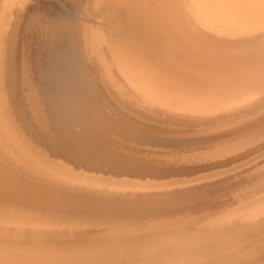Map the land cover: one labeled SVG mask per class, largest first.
Wrapping results in <instances>:
<instances>
[{
    "label": "bare ground",
    "instance_id": "bare-ground-1",
    "mask_svg": "<svg viewBox=\"0 0 264 264\" xmlns=\"http://www.w3.org/2000/svg\"><path fill=\"white\" fill-rule=\"evenodd\" d=\"M190 129L263 153L264 0H0V264H264V183L139 180Z\"/></svg>",
    "mask_w": 264,
    "mask_h": 264
},
{
    "label": "rangeland",
    "instance_id": "rangeland-1",
    "mask_svg": "<svg viewBox=\"0 0 264 264\" xmlns=\"http://www.w3.org/2000/svg\"><path fill=\"white\" fill-rule=\"evenodd\" d=\"M47 1H50V2H54V0H47ZM34 41V44H30L29 45V48H30V51H31V54H33V52L35 51V49L34 48H37V45L39 44L38 43V41L37 40H33ZM35 41H37L36 42V44H35ZM36 45V46H35ZM32 49V50H31ZM38 54L36 55V58H37V60H38V58L39 57H41L42 56V51H39V52H37ZM38 55H41V56H38ZM38 56V57H37ZM38 61H40V60H38ZM262 96V95H261ZM182 130H185V129H182ZM190 131H192V132H194V133H190ZM197 131H199L198 133H197ZM183 132H185L184 133V135H186V133H187V135L186 136H188V137H191L192 135V137H191V139H193L192 140V142H187L186 144L185 143H182V144H180V146H179V144H172V145H169V146H164V145H151L150 147L153 149V150H156V148H157V150L159 151V150H162L165 154H164V156L166 157V159H167V157H168V159H167V161L169 162V163H171V166H173V167H175V168H180V166L181 167H184V166H187V167H191V170L190 171H186V172H182V173H173V174H169L168 176H166V177H160V178H156V177H154V179H153V177H143V178H141L140 179V177H139V180L142 182V181H146L147 179L148 180H154V181H161V182H163V181H169V180H176L177 182H178V180H179V182H185V180L184 179H186V181H189V185L190 184H196V181L198 180V182L197 183H201L202 182V180L204 181V182H207V181H209L208 183H219V184H221V186H222V190H220V191H214L211 195H212V197L211 196H209V198L211 197V199H209V201H211L212 199V203L214 202V200L217 198L218 199V203H217V199L215 200L216 202H214V204L215 203H217V204H220V202H221V204H223V205H221L220 204V208L218 207H213V210H211L212 208L210 207V208H202L201 210H198V211H195L194 213H195V215H199L201 212V214H203V212H204V214L206 215V214H208V212L209 213H213V214H211L210 216H208L207 218L211 221V220H215V219H217L218 217H220V215H221V213L224 211V210H228L229 208L231 209V208H234V207H238V203L237 202H239L242 198V200L244 201V202H247V199L249 198V197H251V198H249L248 200H250V201H253V199H257V198H260V194H259V192H260V189L262 190V186H263V183H264V166H263V161H264V150H261L262 152V154H259L260 153V150H257L256 151V148L257 147H259V144L260 143H262V141L263 140H259V139H256V140H254V142L253 141H250V142H245V143H242L243 145H239V146H241V148L242 149H244V148H246V147H248L247 149H249V146H246L248 143H251L252 144V146H251V144H249L250 145V149L249 150H247L246 151V149H244V151L241 149V148H239V149H241V151H239V149H236L237 147H235V146H233V147H235V151L237 150V151H239V153L238 152H235V153H237L238 155H237V157H236V154H233L234 152L232 151L233 149H232V147H230L229 148V150H231V152H233L232 154L230 153V151H229V155H226L228 152H227V150L228 149H222V150H220V151H218V148H215V147H213V143H211V142H207L206 141V143H204L205 142V140H204V135H206V133L207 132H205L203 129H198V130H195L194 131V129H190V130H188V131H183ZM200 132H204V133H200ZM181 134H182V132H180ZM180 133H178L179 135H181ZM196 134H200L199 136L198 135H196ZM203 134V135H202ZM183 135V134H182ZM202 135V136H201ZM197 137V138H196ZM200 139H201V141H200ZM197 140V141H196ZM199 140V141H198ZM194 141L196 142L195 144H194ZM257 141H258V143L259 144H256L257 143ZM260 141V142H259ZM256 142V143H255ZM192 143V144H191ZM189 144V145H188ZM190 144H191V146H190ZM202 144V145H201ZM204 144H207V145H204ZM209 144H211V145H209ZM254 144V145H253ZM187 145V146H186ZM196 145V146H195ZM204 145V146H203ZM209 145V146H208ZM256 145V146H255ZM157 146V147H156ZM189 146H190V148H189ZM195 146V147H194ZM244 146V147H243ZM246 146V147H245ZM254 146V147H253ZM156 147V148H155ZM179 147V148H178ZM209 147V148H208ZM253 147V148H252ZM214 148V149H213ZM255 148V149H254ZM210 149V150H209ZM253 149V150H252ZM165 150V151H164ZM198 150V151H197ZM208 150V151H207ZM213 150V151H212ZM215 150V151H214ZM223 150H225V151H223ZM184 151V152H183ZM218 151V152H217ZM223 151V152H222ZM251 151V152H250ZM259 151V152H258ZM202 152V153H201ZM210 152V153H209ZM215 152V153H214ZM218 154H217V153ZM243 152V153H242ZM246 152H249V153H246ZM256 152H258L256 155L255 154H253V153H256ZM183 153H184V155H183ZM191 153V154H190ZM221 153V155L222 156H220V159H218L219 157V154ZM225 153V154H224ZM245 153V154H244ZM173 154H174V157H173ZM190 154V155H189ZM206 154V157L205 156H203V155H205ZM208 154V155H207ZM214 156H213V155ZM230 154H231V156H230ZM251 156H250V155ZM186 155V156H185ZM201 155H202V157H201ZM223 155H226V156H224L223 157ZM248 155V156H247ZM255 155V156H254ZM260 155V156H259ZM171 156V157H170ZM191 156H192V158H191ZM229 156V157H228ZM187 157H188V159H187ZM213 157V158H212ZM242 157V158H241ZM245 157V158H244ZM252 157H254V159H252ZM257 157V158H256ZM172 158V159H171ZM178 158V159H177ZM191 158V159H190ZM198 160H197V159ZM208 158V159H207ZM212 158V159H211ZM228 158V159H227ZM232 160H231V159ZM250 158V159H249ZM175 159V160H174ZM177 159V160H176ZM180 159V160H179ZM203 159V160H202ZM205 159V160H204ZM207 159V160H206ZM165 160V159H164ZM186 160V161H185ZM217 160H219V161H217ZM222 160V161H221ZM238 160V161H237ZM170 161H173V162H170ZM186 163H185V162ZM207 161H209V162H207ZM215 161V162H214ZM240 161V162H239ZM256 161V162H255ZM239 162V163H238ZM263 162V163H262ZM214 163V164H213ZM173 164V165H172ZM210 164V165H209ZM249 164V165H248ZM196 166V167H195ZM199 166V167H198ZM232 166V167H231ZM237 166V167H236ZM246 166V167H245ZM262 166H263V168H262ZM229 167V168H228ZM243 167H245V168H243ZM192 168H194V169H192ZM204 168H205V170H204ZM227 168V169H226ZM231 168V169H230ZM256 168H257V170H256ZM236 169V170H235ZM240 169H241V171H240ZM258 169H260V170H258ZM255 170V171H254ZM215 171V172H214ZM258 171H260V172H258ZM202 172V173H201ZM218 172V173H217ZM224 172V173H223ZM247 172V173H246ZM252 172V173H251ZM184 173V174H183ZM204 173V174H203ZM227 173V174H226ZM234 173V174H233ZM187 174V175H186ZM214 174V175H213ZM219 174V175H218ZM225 174V175H224ZM222 175V176H221ZM244 175V176H243ZM248 175V176H247ZM252 175V176H251ZM254 175V176H253ZM263 175V176H262ZM177 176V177H176ZM184 176V177H183ZM196 178H195V177ZM202 176V178H200ZM216 176H218V177H216ZM257 176V177H256ZM117 177H121L122 178V176H117ZM124 177H127L126 175H124ZM129 177H131L132 178V176H128V178ZM182 177V178H181ZM213 177H214V179H213ZM222 177V178H221ZM231 177V178H230ZM234 177V178H233ZM251 177V178H250ZM131 178H129V179H131ZM195 178V179H194ZM221 178V179H220ZM240 178V179H239ZM242 178V179H241ZM263 178V179H262ZM134 178H132V180H133ZM135 179L136 180H138V177H135ZM201 179V180H200ZM210 179V180H209ZM223 179V180H222ZM234 179H236V180H234ZM184 180V181H183ZM195 180V181H194ZM257 180V181H256ZM193 181V182H192ZM225 181V182H224ZM236 181H237V183H236ZM243 181V182H242ZM251 181V182H250ZM181 182V183H182ZM203 182V183H204ZM221 182V183H220ZM241 182V183H240ZM254 184H253V183ZM258 182V183H257ZM222 183H224V184H222ZM249 185H248V184ZM260 184V185H259ZM226 188H225V187ZM242 186V187H241ZM259 186V187H258ZM237 188V189H236ZM256 188V189H255ZM243 189V190H242ZM255 189V190H254ZM240 190V191H239ZM250 190V191H249ZM229 191V193H227ZM254 191V192H253ZM219 192V193H218ZM247 192V193H246ZM217 193V194H216ZM225 193V194H224ZM245 193V194H244ZM261 193V195L262 194H264V192H260ZM215 194V195H214ZM253 194L255 195L254 196V198H253ZM259 194V195H258ZM237 195V196H236ZM258 195V196H257ZM227 196V197H226ZM236 196V197H235ZM241 196H243V197H241ZM257 196V197H256ZM215 197V198H214ZM234 197V200H232V198ZM235 198H236V201H235ZM239 198V199H238ZM253 198V199H252ZM223 199V200H222ZM252 199V200H251ZM226 200V201H225ZM238 200V201H237ZM234 201V202H233ZM250 201L248 202V203H250ZM263 201H264V199H263ZM263 201H261V203H260V206L261 207H264V202ZM230 203H232V205L230 204ZM262 203H263V205H262ZM233 204H235V205H233ZM229 205H231L230 207H229ZM250 206H251V203H250ZM260 206H258V207H260ZM225 207H226V209H225ZM222 208V209H221ZM204 210V211H203ZM220 211V212H219ZM188 212H190L189 214H194L193 213V210H191V211H186V214H188ZM217 212V213H216ZM218 212H219V214H218ZM225 212V211H224ZM184 214V213H183ZM179 215V216H184V215ZM203 214V215H204ZM214 215V216H213ZM209 220H206L205 222H210Z\"/></svg>",
    "mask_w": 264,
    "mask_h": 264
}]
</instances>
